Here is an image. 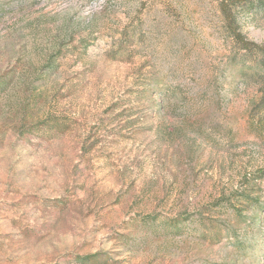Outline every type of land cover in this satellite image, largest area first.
Here are the masks:
<instances>
[{"label":"rangeland","instance_id":"obj_1","mask_svg":"<svg viewBox=\"0 0 264 264\" xmlns=\"http://www.w3.org/2000/svg\"><path fill=\"white\" fill-rule=\"evenodd\" d=\"M230 14L0 0V264H264V0Z\"/></svg>","mask_w":264,"mask_h":264},{"label":"trees","instance_id":"obj_2","mask_svg":"<svg viewBox=\"0 0 264 264\" xmlns=\"http://www.w3.org/2000/svg\"><path fill=\"white\" fill-rule=\"evenodd\" d=\"M252 0H221V6H222V12L226 15L227 20H234V18L230 14V8L231 6H237L239 4H244L247 2H250ZM257 2H262L263 0H255ZM234 38L240 42L241 48L246 51H251V43L249 41H246L243 36L240 34V32H234L233 34ZM259 47V46H258ZM260 50L264 51V46L262 48H259ZM264 99V97H263Z\"/></svg>","mask_w":264,"mask_h":264}]
</instances>
